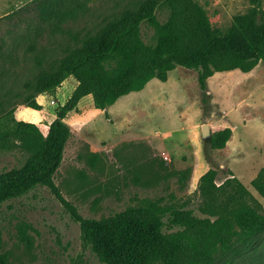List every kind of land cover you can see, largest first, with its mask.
<instances>
[{
	"label": "rangeland",
	"instance_id": "obj_1",
	"mask_svg": "<svg viewBox=\"0 0 264 264\" xmlns=\"http://www.w3.org/2000/svg\"><path fill=\"white\" fill-rule=\"evenodd\" d=\"M142 1L0 0V115L14 109L46 133L64 95L52 102L53 96L35 92L36 80ZM195 1L218 34L226 33L238 14L252 13L264 23V0ZM168 14L159 0L157 18L164 22ZM140 33L145 43L155 44V28L147 21ZM169 76L151 78L108 110L95 108L86 95L67 114L73 134L54 174L64 200L38 184L0 207L1 251L9 264H106L85 243L80 222L64 201L86 218L151 204L165 222L176 208L214 218L200 189V177L210 167L217 169L221 191L234 176L264 213V196L253 185L264 174V59L248 72H214L207 79L206 103L197 69L176 65ZM30 95L42 109L27 106ZM226 128L231 134L224 147L212 148L211 140ZM29 154L20 146L0 149V173L22 166ZM211 264H264V229L237 236Z\"/></svg>",
	"mask_w": 264,
	"mask_h": 264
},
{
	"label": "trees",
	"instance_id": "obj_2",
	"mask_svg": "<svg viewBox=\"0 0 264 264\" xmlns=\"http://www.w3.org/2000/svg\"><path fill=\"white\" fill-rule=\"evenodd\" d=\"M163 2L169 9L164 22L156 15L159 0L142 1L36 80V93L53 96L54 101L64 95L55 105L56 116L46 133L37 123L18 118L14 109L0 115V149L20 146L30 153L22 166L0 173V207L38 184L62 199L54 174L73 134L64 119L82 97L91 95L94 107L104 109L121 95L142 89L151 78L167 80L176 65H183L197 69L201 102L206 103L207 79L214 72H248L264 59V23L252 13L236 15L229 30L218 34L195 0ZM142 21L155 28V44L142 39ZM24 102L37 110L44 106L34 95ZM230 134V128L218 132L211 147H224ZM216 176V167H210L200 177L201 192L214 218L176 208L165 222L152 204L129 207L109 217L86 218L64 202L80 222L85 243L106 264H211L220 250L233 246L237 236L264 229V213L251 192L234 176L226 179L227 188L221 191ZM253 185L264 196L262 171ZM165 225L171 230L164 231ZM0 264H9L1 251V236Z\"/></svg>",
	"mask_w": 264,
	"mask_h": 264
},
{
	"label": "water",
	"instance_id": "obj_3",
	"mask_svg": "<svg viewBox=\"0 0 264 264\" xmlns=\"http://www.w3.org/2000/svg\"><path fill=\"white\" fill-rule=\"evenodd\" d=\"M209 130H208V125L207 124H203V134L206 135L208 134Z\"/></svg>",
	"mask_w": 264,
	"mask_h": 264
},
{
	"label": "crops",
	"instance_id": "obj_4",
	"mask_svg": "<svg viewBox=\"0 0 264 264\" xmlns=\"http://www.w3.org/2000/svg\"><path fill=\"white\" fill-rule=\"evenodd\" d=\"M170 79V76L168 77L167 81ZM146 85V84H145ZM81 100V99H80ZM79 100V101H80ZM80 106L79 102H78V105H77V108ZM109 106V105H108ZM108 106L106 108H104V110H108Z\"/></svg>",
	"mask_w": 264,
	"mask_h": 264
},
{
	"label": "built area",
	"instance_id": "obj_5",
	"mask_svg": "<svg viewBox=\"0 0 264 264\" xmlns=\"http://www.w3.org/2000/svg\"><path fill=\"white\" fill-rule=\"evenodd\" d=\"M52 102H54V100H52ZM164 157H166L167 159H169V157L165 154V152H163Z\"/></svg>",
	"mask_w": 264,
	"mask_h": 264
}]
</instances>
